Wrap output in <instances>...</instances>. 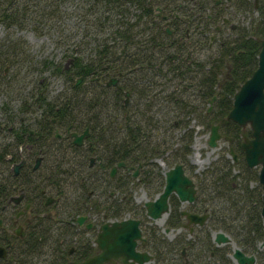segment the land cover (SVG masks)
I'll return each instance as SVG.
<instances>
[{"label":"flooded vegetation","instance_id":"flooded-vegetation-1","mask_svg":"<svg viewBox=\"0 0 264 264\" xmlns=\"http://www.w3.org/2000/svg\"><path fill=\"white\" fill-rule=\"evenodd\" d=\"M169 1L172 3L175 0ZM233 2L235 0H212L206 17L217 19L214 26L215 32L221 29V25L230 28L236 26L229 22L231 16H226L231 9L235 8ZM188 3L177 1L174 5L177 10L173 7L168 10L157 6L154 15L159 17L165 33L170 37L184 30L185 35L180 38L187 42L191 41L193 51H196L199 46L198 20L201 7L195 0L189 5ZM258 4V0L253 1L254 8H257ZM238 12L241 13V9ZM182 13L188 16H182ZM189 23L191 26H188ZM167 26L170 31L166 30ZM213 36L215 35L210 33L209 39L213 40ZM208 45H210L209 42ZM117 65V59H108L98 68L90 71L88 75L84 73L75 75L73 84L79 85L83 90L85 104L87 95L93 93L90 91L93 87L96 90V100L100 104H121L128 107L130 104L146 102V97L140 99L134 97L131 89L132 83L135 84L134 74L130 71L129 73L120 71ZM188 88L185 86L186 94H190L185 95L188 101L191 104L199 103V99L194 97L196 93ZM120 89L123 91L119 92ZM176 89L178 90L179 87ZM215 99L216 95L213 100ZM107 110H111L112 114L104 115L117 117L118 108L108 107ZM210 111L211 108L207 107L208 119L205 125L209 128L206 145L209 148V154L211 152L213 156L212 160L203 163L189 158L192 136L188 139V149L183 147L181 140L186 141L184 133L192 132L193 134L192 128L184 126L189 121L191 114L189 112L192 111L181 110L178 114L171 116H175L172 125L176 128L183 125V130L175 140L173 136L169 140L167 136H164L168 141L165 140L162 148L157 150L161 151L162 160H156L152 153H148L134 162L124 161V165L117 167L113 174H110V171L116 163L109 166L106 169L107 175L101 167L102 159L99 156V153L105 150L103 145L105 141L98 137L89 125L83 122V126L77 127L67 118L60 119L44 109L33 119V124L27 123L23 116H20L16 124L8 126L12 134V146L0 161V246L6 249V255L0 257V262L5 264L10 246L31 238L42 241V248H48L46 253L51 256L57 254L64 264H77L102 251L96 238L102 231L103 223L108 220L133 218L138 220L141 229V238L137 239L135 250L140 252L139 257L149 256L144 264H238L233 256L235 247H239L246 255H253L254 264H264V237L255 239L254 242L249 239V244H255V248H245L244 245H238L228 232L214 227V212L210 207L213 201L209 205V199L214 194L216 176L225 169L230 171L231 177L236 175V179H241L246 170L241 171L239 157L231 144L232 136L222 132L221 122L213 119ZM227 120L239 126L241 142L243 131L247 136H251L249 127L243 130L237 122ZM0 124L1 127L5 125L3 122ZM212 124H219L220 135L227 140V149L223 155L229 159V162L225 163L226 167L223 169L216 166V159L220 156L219 154L215 158L214 148L217 145L210 146L208 143ZM74 133L83 135L80 143L74 141ZM144 136L140 143L152 146L159 143L154 140L155 135L149 130ZM132 138L134 143L131 147L135 150L137 146L134 135ZM6 141L5 139L1 144L2 148L9 142ZM231 150L236 154L235 160L232 158ZM241 150L243 151L242 147ZM60 161L69 170L77 166L83 167V174L79 178L70 175L64 182L57 180L54 172L60 165ZM19 163L15 173L13 167ZM244 163L248 169H254L257 172L256 180L258 181L259 166L250 167L245 159ZM176 167H179L193 183L195 190L193 199H181L175 189L171 190L167 199V212H163L161 217L154 219L148 215L145 203L154 200L163 191L168 172ZM254 180L248 181L249 186L259 185L262 194L261 184L259 181L257 184H252L251 181ZM230 183L232 187L237 184L233 178ZM185 186L189 189V184ZM138 191L142 192L140 197H136ZM72 194L76 195L75 200H71ZM126 202H128V209L123 208ZM73 203L78 212L71 214ZM108 205L121 206L122 209L115 208L113 212H110L111 210H107ZM112 213L114 214L111 215ZM189 214L202 219L191 221ZM79 216L84 217L81 223L77 221ZM260 216L264 234L261 209ZM9 224L12 226L11 230L7 227ZM150 230L159 235L160 232L171 231L176 234L170 239L166 238L170 244H161L155 237L147 236ZM217 231H222L231 240H217ZM259 242L261 246H257ZM87 244L90 245V250H86ZM123 258H127V261ZM130 260L131 258L120 254L111 256L103 264H130Z\"/></svg>","mask_w":264,"mask_h":264},{"label":"trees","instance_id":"trees-1","mask_svg":"<svg viewBox=\"0 0 264 264\" xmlns=\"http://www.w3.org/2000/svg\"><path fill=\"white\" fill-rule=\"evenodd\" d=\"M63 1L47 0L43 3L45 10L42 11L41 15L48 19L54 18ZM86 1L88 4L87 13L90 15V18H88L89 25L91 29L95 30V34L104 31L107 26L112 28L113 34L110 35L109 39L101 40L102 42L97 44L96 57L91 58L90 61L86 62L84 57L77 54L72 55L73 57H71L68 65L61 70L64 77L66 76L65 78L71 81L68 87L69 90L64 95L55 98L53 102L45 101L42 98L40 103H47V106L43 108L44 111L54 114L60 119L67 118L77 127L83 126L84 122L98 137L105 141L103 142L105 150L100 152L99 156L102 159L101 167L107 175L106 169L118 161L131 163L143 158L145 154H153L156 149L155 145L140 143L151 126H157L159 120H163L167 128L173 124L175 116L166 117L167 115L164 114L156 116L153 113L154 110L150 111L154 108V103L158 102L154 90L164 91L162 86L170 81L172 89L164 94L171 103L177 106V112L181 110L192 111L191 102L184 95L187 90H185V86L193 88L191 90L196 93V98L199 101H207V99L216 95L210 113L213 119L221 122L222 132L232 136L233 141L231 144L239 157L241 163L239 166L241 171L245 169L246 173H243L241 179H236V175L231 177L230 171L223 169L229 159L223 154L216 159V166L224 171L216 176L214 194L209 199V205L213 201L210 207L214 212V227L228 232L238 245H244L245 248H255V244H249V239L254 242L255 239L264 237L260 216L261 188L259 185L249 186L248 181L250 179H257V172L246 167L243 151L240 147L241 130L237 124H231L226 119V115L232 106L233 93L257 65V54L260 48L259 38L264 31V0H258L259 4L256 10L259 14L251 25L246 27L237 24L235 27L230 28L232 32L230 36L219 40L217 53L206 68L200 62L194 61L191 41L187 42V40L182 39L185 35L184 30L179 33L180 35L176 34L170 37L165 33L159 17L154 15L157 6L168 10L173 7L177 10L174 6L176 1L172 3L169 0ZM192 1L188 0V2ZM253 1L235 0L233 4L237 10H249L254 8ZM195 2L200 4V12H202V15L199 14L201 17L200 25L202 24L199 44H203L206 38L209 37L210 25L217 19L206 17L208 12L205 8L208 3H212L211 0H195ZM37 3L31 2V0H25L24 4L21 0H0V19H3L7 25L16 24L21 19V12L26 13V11L31 10L32 5ZM130 5L138 8L136 14L133 9L129 10ZM55 7H57V10H55ZM133 13L135 16H133ZM182 16L186 17L188 15L182 13ZM131 17L134 20H131ZM189 25L191 24L189 23ZM18 44V40L12 41L11 44L6 42L4 46H9L6 49L0 44V66L3 63L14 64L19 56L22 57L24 51L17 47ZM108 59H117V66L120 71L124 73L130 71L134 74L135 84L132 83L131 88L134 97L135 99L146 97V102L143 104H130L128 107L121 104H100L96 100L94 87L90 90L93 93L87 95L86 104L83 102V90L79 85L75 86L73 84L75 75L81 73L88 75L90 71L96 69V67L98 68ZM188 60H190L189 63ZM111 65L113 64L111 63ZM5 67L0 69V76L4 75ZM223 68H226L228 73L217 89L215 84L218 83V77ZM154 85H159V89ZM176 87H179V89L177 90ZM122 91L119 90V92ZM108 107L118 108L117 117L104 115L112 114L111 110H107ZM133 135L137 146L135 150H132L131 147L134 143ZM184 135L186 141L181 140V142L183 147L188 149V139H191L192 132H186ZM11 146V141L7 142L4 148L0 145V161L3 160L2 157L6 151L9 152ZM62 163L60 161V165L55 168L54 176L57 180L64 182L65 178L70 175L79 178L83 174V167L77 166L69 170ZM232 178L237 182L235 187L231 186L230 181ZM126 203L123 208L128 209V202ZM115 208L122 209L121 206H107V210H111L110 212H113ZM77 212V207L73 203L71 214ZM147 236L158 238L161 244H170V241L160 237L152 230L148 231ZM40 247H42V241L31 238L22 240L9 247L5 264H27L36 253L41 252ZM89 248L90 245L87 244L86 250ZM41 264H64V262L55 254L44 259Z\"/></svg>","mask_w":264,"mask_h":264},{"label":"rangeland","instance_id":"rangeland-1","mask_svg":"<svg viewBox=\"0 0 264 264\" xmlns=\"http://www.w3.org/2000/svg\"><path fill=\"white\" fill-rule=\"evenodd\" d=\"M39 1L31 0V2H38L36 5L31 6V10L34 11L21 12V19L16 24L7 25L3 19H0V44H2V47L6 49L9 46H4V43L10 42L11 44L12 41L18 40L19 46L17 47L24 51L22 57L19 56V59L14 64L10 65L6 63V65L3 63L0 66V69L6 66L3 72L4 75L0 76V122H3V125L5 124L2 127L0 124V145L3 144L5 139L11 141L12 134L8 130V126L16 124L20 116H23L27 123L33 124V119L47 106V103H40L42 98L45 101L53 102L55 98L67 93L71 81H68L65 78L66 76L64 77V73L61 70L62 68L65 69L68 65L71 57H73L72 55L77 54L80 57H84L86 62L90 61L91 58L96 57L95 49L98 47L97 44L101 43V40L105 41L109 39L110 35L112 36L113 34L112 28L108 26L105 27L104 31L97 34H95L94 29H91L88 21L90 15L87 13L88 4L86 0H64L59 7L57 15L52 19L41 15L42 11L45 10L43 3L47 2V0H41V2L43 1L42 5ZM175 1L188 2V0ZM21 2L24 4L25 0H21ZM209 8L210 3H208L205 10L208 12ZM131 9L134 10V13L138 12V8H135L133 5H130L129 10ZM55 10H57V7H55ZM238 11L233 8L226 16L230 15L229 22L238 24L239 26L247 27L251 25L259 14L256 8L241 10V13ZM134 13L133 16H135ZM130 19L134 20L132 17ZM200 20L201 17L198 20L199 33L201 34L202 24L200 25ZM215 25L216 23L214 22L209 27L210 33L215 35L213 36V40L209 39V37L206 38L204 43L199 44L197 50L192 52L194 61L200 62L205 68L209 66L210 61L215 57L219 40L232 34L230 27L224 25H221V29L215 32ZM208 42L210 45H208ZM227 73L228 70L226 68L221 70L218 83L215 84L217 89ZM171 86V82L167 81L162 86L164 91H153L158 102L154 103V108L150 111L154 110L153 113L156 116L163 114L169 116L179 113L176 111L177 106L171 103L164 94L172 89ZM154 87L159 89V85H154ZM188 89L192 91L191 89L193 88L190 87ZM178 95L180 96V94ZM184 95L187 94L184 93ZM209 99L191 104L192 112H189L191 113L189 121L184 125L194 130L192 142H190L191 151L189 158L203 163H207L213 159L206 145V138L209 133V128L205 125L208 119L206 108L210 107L212 110L214 106V100L210 102ZM164 127L163 120H159L157 126L149 128L150 133L155 135L154 140L159 142L155 145L156 149L152 154L156 160H162L161 151L157 150L158 148H162L165 140H167L166 138L169 140L173 136L175 140L183 130V125L179 128H176L174 125H170L168 128ZM164 136L167 137L165 138ZM226 145L227 140L221 137L214 148L215 158L219 154L221 155L226 152ZM172 146L174 147V144ZM150 157H152L151 154ZM251 183L257 184L258 181L254 180ZM141 195V191L136 193V197H140ZM75 198L76 195L72 194L71 200H75ZM11 218H13L12 215ZM7 227L10 229L12 226L9 224ZM175 234L172 231L168 233L160 232V235L167 239L172 238ZM156 239L158 240V238ZM257 246H261L260 242ZM40 248L42 249H40L41 252L36 253L27 264H41L44 259L51 256L46 253L48 248Z\"/></svg>","mask_w":264,"mask_h":264},{"label":"water","instance_id":"water-1","mask_svg":"<svg viewBox=\"0 0 264 264\" xmlns=\"http://www.w3.org/2000/svg\"><path fill=\"white\" fill-rule=\"evenodd\" d=\"M167 31H170L168 26ZM260 48L257 54V65L251 74L240 84L232 96V106L229 109L226 118L237 122L243 130L249 127L251 136H247L243 131V140L241 147L244 153L246 164L250 167L259 166L258 181L262 187L261 194V215L264 223V31L259 38ZM215 95L212 96L210 102L213 101ZM219 124H212L209 134L208 143L210 146H216L221 135L219 132ZM86 133V132H85ZM75 134V133H74ZM83 135L75 134L74 141L80 143ZM232 158L236 159L234 151H230ZM124 161H118L112 166L110 174H113L117 167L124 165ZM19 164L14 165L13 171L16 173ZM189 184V189L186 186ZM175 189L181 199H193L194 188L191 180L186 177L179 167L171 170L167 174L166 184L163 191L154 199L146 201L147 213L156 219L162 216L163 212L168 210V195L171 190ZM191 221L202 219L196 215H188ZM84 217L79 216L77 221L81 223ZM1 223V219H0ZM96 242L101 248V252L89 256L77 264H103L111 258L122 254L131 258L130 264H144L149 256L139 257L140 252L135 250L137 239L141 238V229L138 220L126 218L122 220H108L101 225ZM231 240L222 231H217V240ZM6 255L4 246H0V257ZM233 256L238 264H254L255 257L246 255L239 247H235ZM127 261V258H123Z\"/></svg>","mask_w":264,"mask_h":264}]
</instances>
